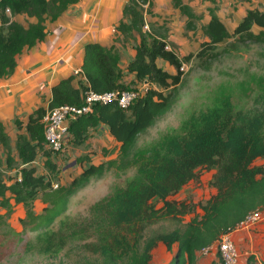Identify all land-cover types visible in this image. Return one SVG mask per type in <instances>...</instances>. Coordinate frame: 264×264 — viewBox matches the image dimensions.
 <instances>
[{"label":"trees","instance_id":"16d2710c","mask_svg":"<svg viewBox=\"0 0 264 264\" xmlns=\"http://www.w3.org/2000/svg\"><path fill=\"white\" fill-rule=\"evenodd\" d=\"M80 1L0 0V79L14 73L17 57L25 48L30 49L44 41L46 18L54 21ZM151 4L152 0H127L115 31L120 35L136 33L140 36L125 72L133 75L136 81L145 80L156 88H149L127 110H121L113 103L95 105L90 113L78 117L68 129L72 145L79 147L87 142L92 131L104 126L119 145L116 160L94 165L87 156L79 157L78 164L88 165L68 185L56 184L57 188H53L57 167L51 160L52 152L45 149L41 122L48 110L64 105L80 107L84 89L89 88L95 93L128 89L121 83L120 56L111 48L97 43L86 44L81 75H71L54 85L46 109L37 108L25 123L14 121L17 131H22L16 135L14 145L20 163L29 165L42 152L44 167L49 174L46 179L36 176L32 167L22 168L21 181L10 185H6L0 175V198L5 199L9 194L15 204L26 208L25 226L30 231L52 226L65 213L69 198L91 179H99L111 171L124 173L126 160L137 138L170 111L174 103L173 89L181 83L183 76L182 65L193 57L205 56L214 45L230 37L222 21L212 14L204 28L207 40L195 55L179 58L167 48L161 37L148 39L141 33L144 26L142 9ZM173 5L186 17L192 16L189 7L181 0H173ZM21 15L33 19V22L27 25L17 22L15 18ZM254 26L264 29V13L257 9L246 12L232 35L249 36ZM158 60L172 67L175 74L159 67ZM9 143L0 123V146L6 151L7 159L10 156ZM165 149L166 157L152 160L151 168L145 172L148 183L139 192L125 191L104 201L109 214L107 220L113 230L104 235V245H91L101 258V264H151V252L158 243L171 255L164 264H196V255L203 248L233 230L249 213L264 211V164H255L264 162V117L246 119L242 114L234 116L228 106L206 111L197 118L193 117L182 137L169 141ZM204 168L215 171L211 185L216 194L205 205L199 206L201 214L195 212L193 204L166 200L195 180L198 170ZM39 195L45 207L36 214L32 203ZM158 203L161 207L155 210ZM186 215L190 219L182 224L178 219ZM153 219H169L179 225L147 237L144 231ZM216 256L220 263L217 253Z\"/></svg>","mask_w":264,"mask_h":264},{"label":"rangeland","instance_id":"374dc122","mask_svg":"<svg viewBox=\"0 0 264 264\" xmlns=\"http://www.w3.org/2000/svg\"><path fill=\"white\" fill-rule=\"evenodd\" d=\"M151 6L145 5L142 9L144 26L141 33L148 39L161 37L167 48L179 58L198 52L201 44L207 40L204 34L205 22L219 8L215 0H199V7L203 8L192 10V16L186 17L174 5L173 14H170L172 10L169 11L168 6L162 5L160 12L154 11ZM253 6L259 11L262 9L260 2ZM242 12L243 10L240 13ZM176 14L179 15L178 18ZM224 14L226 15L221 20L230 37L214 45L205 56L193 57L182 65L183 76L181 83L173 89L174 103L170 111L137 138L126 160L127 169L124 173L111 171L99 179H91L69 198L65 213L45 230L30 231L25 226L26 208L15 204L9 194L5 199L0 198V264H101V258L94 253L95 249L91 245H104V235L113 230L107 220L109 214L104 201L125 191L139 192L148 183L145 172L151 168L152 160L166 157V144L181 138L193 117L197 118L206 111L225 106L229 107L234 116L242 114L246 119L264 117V29L254 26L249 36H233V30L242 15L237 12L236 17L231 14L228 18V13ZM154 17L157 21L152 20ZM15 20L23 25L29 22L23 15L17 16ZM139 39L140 36L136 33L128 36L114 31L113 45L109 48L118 56H124L127 61ZM157 64L170 74H175L167 63L158 60ZM125 67L124 63L120 67L122 77L128 79ZM78 70L81 72V69ZM135 85L133 82L127 86L128 89H136ZM9 144L10 161L6 151L0 146V175L6 185L14 183L24 167H32L36 176L49 179L42 152L37 154L30 165H22L15 150V140L11 138ZM118 148L119 145L109 131L102 126L92 131L82 146H73L70 140L62 152L51 155V160L57 167L54 185H68L80 174L88 164H78L76 160L79 157L87 156L90 164L98 165L116 160ZM45 149L48 150L46 147ZM255 164L261 165L264 162L257 161ZM214 172L207 168L198 170L195 180L166 200L193 204L195 212L201 214L199 206L205 205L216 194L211 185ZM32 204L36 214H40L45 207L40 201V195ZM160 207L161 203H158L154 209L158 210ZM189 219L190 216L186 215L178 220L184 224ZM177 225L178 222L169 219H153L144 234L149 237L157 232L170 231ZM234 239L240 254L239 264H264V211L258 224L247 232L235 234ZM170 257L165 247L158 243L151 252V264L167 263ZM196 264L220 263L215 253L209 256L197 253Z\"/></svg>","mask_w":264,"mask_h":264},{"label":"crops","instance_id":"0c3cea01","mask_svg":"<svg viewBox=\"0 0 264 264\" xmlns=\"http://www.w3.org/2000/svg\"><path fill=\"white\" fill-rule=\"evenodd\" d=\"M194 1L181 2L191 11L203 8L199 7V0ZM126 2L127 0H84L83 3L80 1L70 6L58 19L45 21L47 36L44 41L30 49L25 48L17 57L14 73L10 77L0 79V123L9 140H15L19 133L14 121L25 123L34 110L40 107L46 109L51 99V88L81 68L83 47L86 44L97 43L106 48L113 45L114 26L122 19L121 12ZM215 2L219 8L214 11V15L220 20L225 17L224 13H228V18L231 14L236 17L237 12L243 17L246 10L254 9L256 2L261 3L260 11L264 13V0ZM162 5L168 6L169 11L172 10L170 14H173V0H152L154 11L160 12ZM176 17L179 15L176 14ZM208 17L207 21L205 20L206 25L210 20V16ZM152 20L157 21L156 17ZM29 22H33V19H29ZM129 56L127 61L124 56H120L121 68L123 63L127 65L133 59L134 50ZM127 75L129 78L122 77L121 83L126 86L133 82L138 84L133 75Z\"/></svg>","mask_w":264,"mask_h":264},{"label":"built area","instance_id":"2783aa9c","mask_svg":"<svg viewBox=\"0 0 264 264\" xmlns=\"http://www.w3.org/2000/svg\"><path fill=\"white\" fill-rule=\"evenodd\" d=\"M9 13V10H6ZM81 74L80 70H75L73 75ZM151 86L147 81H138L136 89L113 90L103 93H95L91 89H84L80 107L64 105L53 110L46 111L42 118L44 129L45 147L52 153L62 152L71 140L69 126L78 117L87 115L95 105L116 104L121 110H127L139 98L143 97ZM33 163V162H32ZM30 165V164H29ZM25 168V167H24ZM15 181L20 182V174ZM57 186L54 185V188ZM262 219L261 211L249 213L243 222L233 230L220 236L212 245L203 248L200 252L203 256L217 253L220 264H239L240 254L234 236L237 233L247 232L251 227L258 224Z\"/></svg>","mask_w":264,"mask_h":264},{"label":"clouds","instance_id":"9594fccd","mask_svg":"<svg viewBox=\"0 0 264 264\" xmlns=\"http://www.w3.org/2000/svg\"><path fill=\"white\" fill-rule=\"evenodd\" d=\"M73 75V74H72ZM138 82V81H137ZM151 86H154V85H151ZM155 87V86H154ZM154 87H150V88H154ZM156 88V87H155ZM154 88V89H155ZM56 185V184H55ZM53 186V188H54V184L52 185ZM57 186V185H56ZM57 188V187H56Z\"/></svg>","mask_w":264,"mask_h":264}]
</instances>
